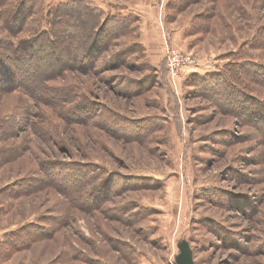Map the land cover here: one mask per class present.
Segmentation results:
<instances>
[{"label": "rangeland", "instance_id": "374dc122", "mask_svg": "<svg viewBox=\"0 0 264 264\" xmlns=\"http://www.w3.org/2000/svg\"><path fill=\"white\" fill-rule=\"evenodd\" d=\"M0 1V45L46 31L63 2L91 13L73 15L57 78L25 90L0 65V264H264V0ZM34 6L18 28L12 10ZM96 17L127 34L84 57ZM172 49L189 57L177 75ZM244 62L247 89L202 95Z\"/></svg>", "mask_w": 264, "mask_h": 264}, {"label": "trees", "instance_id": "16d2710c", "mask_svg": "<svg viewBox=\"0 0 264 264\" xmlns=\"http://www.w3.org/2000/svg\"><path fill=\"white\" fill-rule=\"evenodd\" d=\"M191 0H175L172 2L170 7H172L175 10H181L188 2ZM6 5L8 8L7 1H0V5ZM84 6H81L78 1H67L63 2L59 5H57V8L53 10L52 12V20L50 21L49 28L46 31H40L35 32L33 35L26 37V38H20L16 41L13 39H7L6 41H1L0 45V55H3L6 60H10L9 63L4 64V61L2 60V63L0 65H3V67H8L9 69L12 68V70L16 69V74L13 73V76L11 77L14 81V84H10V86H15L18 88H23L27 90V86H29L30 81L33 82L35 85L42 84V82L48 80L57 78L62 74L65 70L72 67L73 64L70 62H62L61 63V54L64 52L65 54L69 49L76 48V44L78 42V33L79 29L74 31L79 26V18H74L73 15L76 14L78 11H82L85 15L82 17L84 20L90 21L89 12H87L88 6L83 4ZM35 7H28L25 10H19L15 11L12 10L11 18H15L18 14L20 16H23L24 22L21 25L22 27L18 28H24V24L26 23V20L29 16H32L35 12ZM6 8V10H7ZM9 9V8H8ZM77 10V11H76ZM17 13V14H16ZM99 18L96 17L94 23H91V26H88L87 30H89L88 41L85 40L83 42L82 48L86 51H83L82 55L84 57L86 56L87 52L91 50L93 47L96 48L99 45H104L109 38V42H112L115 38L122 37L127 34V28H126V21L123 19V17H114V18H106L102 24L99 26H95L97 24ZM76 21L75 25L73 26V22ZM110 21V26H107V23ZM16 22V21H15ZM119 23L121 22V27L118 28L115 24L112 23ZM84 25H81L83 27ZM95 26V27H94ZM15 27V28H17ZM85 27V26H84ZM20 32L23 31V29L19 30ZM18 31V32H19ZM107 38V39H106ZM108 42V43H109ZM262 43H264V40H261ZM85 43V44H84ZM125 55L126 59L131 57L133 52L137 53L135 49L131 47V45H125ZM4 48V50H3ZM142 46L138 45V51L143 52ZM132 50V51H131ZM135 53L132 55L136 56ZM124 54V53H122ZM119 59V58H118ZM247 59V57L245 58ZM123 61V60H122ZM121 61V62H122ZM60 62L61 64L56 67V69H51L49 72L42 74L40 78L34 79V77L30 76V71L36 72L40 68H43L44 66L49 67L48 65ZM250 65V66H249ZM253 65L251 62H244L241 66L242 68L231 70L228 68V71L230 72L231 76H226L224 79L214 78L213 83L207 84L204 86V90L201 93L206 98H209L213 95H222L221 92H227L228 96L233 97V95L237 92L235 88H233L230 91L231 84H234V82H241V84L244 86L245 89H247V86L243 82V77H246L249 75L248 69L251 68ZM260 68L259 65H256ZM11 70V69H10ZM155 70V69H153ZM34 72V73H35ZM1 77H4L3 73H0ZM234 81H232V80ZM29 81L26 82V81ZM5 81V80H3ZM10 81V82H11ZM148 81V80H147ZM145 82V78L140 79L139 84ZM149 82V81H148ZM147 82V83H148ZM31 95L37 96V92L35 89H32L28 91ZM36 236V232H33L32 235H30L24 242L17 243V241H14V237L10 236L8 241L6 242V246H11L13 249L26 247L30 244L32 239ZM20 246V247H17Z\"/></svg>", "mask_w": 264, "mask_h": 264}, {"label": "built area", "instance_id": "2783aa9c", "mask_svg": "<svg viewBox=\"0 0 264 264\" xmlns=\"http://www.w3.org/2000/svg\"><path fill=\"white\" fill-rule=\"evenodd\" d=\"M189 57L184 56L178 50L172 49L167 56L166 66L168 73L171 75H177L180 68L188 60Z\"/></svg>", "mask_w": 264, "mask_h": 264}, {"label": "water", "instance_id": "95a60500", "mask_svg": "<svg viewBox=\"0 0 264 264\" xmlns=\"http://www.w3.org/2000/svg\"><path fill=\"white\" fill-rule=\"evenodd\" d=\"M179 264H194L191 257L187 254L182 255Z\"/></svg>", "mask_w": 264, "mask_h": 264}]
</instances>
